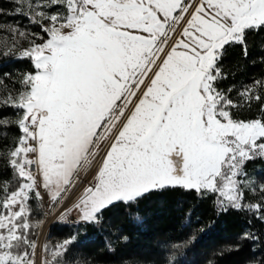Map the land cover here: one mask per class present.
I'll use <instances>...</instances> for the list:
<instances>
[{"label": "snow or ice", "instance_id": "6c2138e0", "mask_svg": "<svg viewBox=\"0 0 264 264\" xmlns=\"http://www.w3.org/2000/svg\"><path fill=\"white\" fill-rule=\"evenodd\" d=\"M10 3L0 15L28 26L0 24V59L27 69L0 74V110L14 113L0 117V264H90L75 235L40 243L48 215L96 225L176 189L246 214L239 239L261 241L264 176L249 165L264 164V74L235 81L223 61L236 47L248 58L264 0Z\"/></svg>", "mask_w": 264, "mask_h": 264}, {"label": "trees", "instance_id": "16d2710c", "mask_svg": "<svg viewBox=\"0 0 264 264\" xmlns=\"http://www.w3.org/2000/svg\"><path fill=\"white\" fill-rule=\"evenodd\" d=\"M263 44L264 34L250 36L247 59L239 47L229 49L223 61L225 71L235 73V81L264 74ZM10 64L0 68V72L13 74L14 69H27L23 62ZM247 219L246 214L234 211L218 213L211 200H198L194 194L176 189L154 193L131 207L113 206L99 224L67 227L84 229L87 237L82 245L100 262H116L121 254L142 247L150 258L157 242L176 241L186 242V249L176 256L180 264H254L264 260V225L254 222L251 226L261 236L260 242L241 240L239 237L249 228ZM111 227L122 228L128 243L121 247L111 245L106 235ZM159 262L163 264L164 260ZM152 263L150 258L148 264Z\"/></svg>", "mask_w": 264, "mask_h": 264}, {"label": "rangeland", "instance_id": "374dc122", "mask_svg": "<svg viewBox=\"0 0 264 264\" xmlns=\"http://www.w3.org/2000/svg\"><path fill=\"white\" fill-rule=\"evenodd\" d=\"M0 7L4 8L5 10H10L12 8V4L10 3V0H0ZM0 24H14L19 25L20 27H26L28 26V21L23 16H9V15H0ZM3 33H0V45L3 44ZM264 45V44H263ZM261 50H264L261 48ZM16 62H23L27 65L24 61H15L12 59H0V68H3L5 65H10V63H16ZM6 71V70H5ZM23 70L14 69L13 75L17 74L18 72H22ZM3 72L1 71L0 74ZM0 117H8V118H14V113L11 109H4L0 110ZM2 131H7L9 133V137L14 134L15 130L8 128L3 129ZM4 142L3 139H0V143ZM255 169V173L257 175L264 176V164H261L260 162H257L255 165H249V171L250 173ZM5 175H7V170H4ZM90 179V175H89ZM72 204V198H69L66 204L64 205L65 208L70 207ZM48 207V199L47 196H45L44 200V208L47 209ZM63 209L57 210L55 214H50L46 218V222L43 225V228L41 230L39 241L41 244H44L46 242L55 243L58 240H63L71 235L76 236V241L73 246V254L77 255L81 258H86L88 261H90V264H148V261L150 258L153 259L152 264L160 263V260H165L166 253L169 252L168 245L172 242L176 241H168L166 244L156 243L154 245L155 252L150 255L151 257H147V252L145 249L138 248L132 250L130 253H124L121 254L119 257V260L112 263H106V262H100V258L90 255L89 252L86 251V248L83 247L82 242L86 239L85 231L83 228L79 229H70L67 227L71 226L73 228H78V226H74L71 223L69 224L68 220L69 217L75 216L77 217L76 212H72L70 215L67 216L65 221H60L58 219L59 211H62ZM81 224H79L80 226ZM84 225V224H83ZM47 227V228H46ZM54 227L57 228V231H54ZM109 230V231H108ZM108 232L106 235H108L109 241L111 245H114L115 247H121V245H125L128 243L127 234L123 232L122 228L117 227H111L108 228ZM56 232V233H55ZM42 239V240H41ZM186 249V244L182 249L177 250L176 256L180 254L183 250Z\"/></svg>", "mask_w": 264, "mask_h": 264}, {"label": "built area", "instance_id": "2783aa9c", "mask_svg": "<svg viewBox=\"0 0 264 264\" xmlns=\"http://www.w3.org/2000/svg\"><path fill=\"white\" fill-rule=\"evenodd\" d=\"M76 221H77V217H75V216L69 217V220H68L69 224L70 223H77Z\"/></svg>", "mask_w": 264, "mask_h": 264}, {"label": "bare ground", "instance_id": "6f19581e", "mask_svg": "<svg viewBox=\"0 0 264 264\" xmlns=\"http://www.w3.org/2000/svg\"><path fill=\"white\" fill-rule=\"evenodd\" d=\"M72 225L74 226H78L79 227V224L78 223H71ZM47 228V227H46ZM42 240V239H41Z\"/></svg>", "mask_w": 264, "mask_h": 264}]
</instances>
